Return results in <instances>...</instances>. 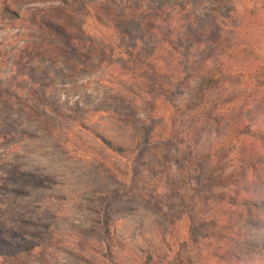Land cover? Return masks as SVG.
Listing matches in <instances>:
<instances>
[{"label":"rangeland","instance_id":"obj_1","mask_svg":"<svg viewBox=\"0 0 264 264\" xmlns=\"http://www.w3.org/2000/svg\"><path fill=\"white\" fill-rule=\"evenodd\" d=\"M262 99L264 0H0V242L33 247L0 264H264L227 204Z\"/></svg>","mask_w":264,"mask_h":264},{"label":"trees","instance_id":"obj_2","mask_svg":"<svg viewBox=\"0 0 264 264\" xmlns=\"http://www.w3.org/2000/svg\"><path fill=\"white\" fill-rule=\"evenodd\" d=\"M7 10H9V7ZM148 19H152V18H150V16H147L143 19H139L141 20V25H143L142 20L146 21ZM170 24L172 25V23ZM189 27L192 26L189 25ZM177 51L178 49L176 46L172 45L170 42L165 40L163 43L157 44L153 52L147 58H142L143 61L141 60L140 62L149 63L152 60H156V56H160L158 55L160 52L161 54L164 55L165 53L167 54L165 55L166 59H171V55ZM143 65L145 64H140V66ZM221 82L223 81H220V83ZM212 83H214V81ZM210 95L213 96L211 97V99L216 104H218L219 101L223 100L222 93L219 92L211 93ZM205 97L206 95L203 91L198 93V106H202V108L206 106V103L204 102ZM149 107L151 106L149 105ZM24 110L25 111L28 110L35 113V110L29 105L24 104ZM249 135L252 137V139L257 145L246 148L244 151L240 153V156L237 157V159H235L238 164V173L240 174L236 182L238 191L232 198L228 199L227 204L230 206V209L232 211L231 220L234 221L236 226L239 228V232L236 233V235H238L236 237L237 242L239 244H243V246L247 248H254L259 252L264 253V234H263L264 229H262L259 225H257V223L255 222L256 219L253 218V213H255L256 210H259L264 205V177L261 176L260 173H258V172L262 173L264 171V99H262L258 103V105L256 106L255 110L251 115V126H250ZM99 139L103 146H105L111 152H113L118 156L127 157L134 153L136 154L137 152L136 148L128 149L126 147L116 145L113 142L103 137H99ZM209 159H210L209 155L203 157V160L205 161H208ZM91 162L98 169L103 170L106 173H109V175L111 174L113 177L118 179V181L120 180L119 178L116 177L115 173H113V171L110 168L105 166V163L102 159H98L97 157H95L91 159ZM251 170L252 171L258 170V171L252 173L253 177L249 179L248 172ZM25 180L31 182H39L42 185L47 181L46 178L37 177V176H33ZM48 180L50 181V179ZM135 193L141 196V193L140 194H138V192ZM100 222L103 225L102 229L106 241L105 242L106 252H104V257L107 258V260L108 259L113 260L114 257L113 247L116 245V239L111 231V220L105 218L102 219V221L100 220ZM158 236L163 247L168 251H171V247L169 246V243L165 239L164 235L161 232H159ZM17 245H18V249H16V251H14L13 253H10L11 251L8 250H12L11 244H9L6 241L0 242V257L12 256V258H15L18 256H22L23 254H27L28 252L33 250V247L26 242H21ZM172 263H173L172 260L167 259V255L156 257L150 253H147L145 255V258L142 262V264H172ZM236 264L239 263L236 262Z\"/></svg>","mask_w":264,"mask_h":264}]
</instances>
